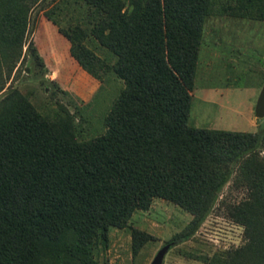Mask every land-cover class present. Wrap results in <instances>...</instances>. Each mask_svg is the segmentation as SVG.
I'll use <instances>...</instances> for the list:
<instances>
[{
	"label": "trees",
	"instance_id": "1",
	"mask_svg": "<svg viewBox=\"0 0 264 264\" xmlns=\"http://www.w3.org/2000/svg\"><path fill=\"white\" fill-rule=\"evenodd\" d=\"M39 1L0 0V264H101L94 252L106 246L110 227L125 226L155 198L192 214L167 243L177 242L209 209L233 162L248 198L231 212L247 227L249 248L208 264H264V130L189 123L194 77L178 57L189 0L171 1L158 33L142 18L150 12L136 19L135 10L95 8L90 30L112 52L111 63L81 40L84 31L79 37L66 31L81 65L98 77L114 71L137 99L118 108L117 96L88 137L65 106L47 113L19 88L4 89V72ZM204 15L264 20V0H207ZM149 236L134 228V250Z\"/></svg>",
	"mask_w": 264,
	"mask_h": 264
},
{
	"label": "rangeland",
	"instance_id": "2",
	"mask_svg": "<svg viewBox=\"0 0 264 264\" xmlns=\"http://www.w3.org/2000/svg\"><path fill=\"white\" fill-rule=\"evenodd\" d=\"M171 1L40 0L30 11L28 29L14 64L4 72V89L19 88L47 113L65 106L80 136L97 133L117 96L118 108L137 99L126 95L125 80L114 71L108 69L98 77L81 65L72 53L66 31L78 37L84 31L81 40L111 63L112 52L91 33L95 18L92 11L99 7L117 9L121 14L126 9L135 10L136 19L150 12L141 17L150 19L154 33H158ZM206 2L188 1L179 42V61L190 65L194 77V87L187 91H194L189 123L251 130L250 109L255 107L264 84V20L228 15L205 18ZM203 88L217 91L210 102L203 99ZM181 96L186 97V92ZM256 122V129L260 126L264 130V116ZM259 148L264 154V148ZM247 198V183L233 162L217 197L194 230L170 244L160 264H208L214 257L241 248L246 254L247 227L232 214L231 206ZM191 218L192 214L177 204L155 198L147 209L135 210L125 226H111L106 246L100 245L94 257L101 264H152L158 249L184 231ZM134 228L150 234L137 250L133 248Z\"/></svg>",
	"mask_w": 264,
	"mask_h": 264
},
{
	"label": "water",
	"instance_id": "3",
	"mask_svg": "<svg viewBox=\"0 0 264 264\" xmlns=\"http://www.w3.org/2000/svg\"><path fill=\"white\" fill-rule=\"evenodd\" d=\"M254 114L257 118H261L264 116V84L257 97L255 107H254ZM169 247H170V243H165L164 245H162L156 252L152 260V264H160L165 252L167 251Z\"/></svg>",
	"mask_w": 264,
	"mask_h": 264
},
{
	"label": "crops",
	"instance_id": "4",
	"mask_svg": "<svg viewBox=\"0 0 264 264\" xmlns=\"http://www.w3.org/2000/svg\"><path fill=\"white\" fill-rule=\"evenodd\" d=\"M68 40H66V43H67ZM203 93H202V97L204 100L206 101H211V97L213 95H215L217 93V91L215 89H210V88H203ZM191 94V97H190V109H191V101H192V97L194 95V91H191L190 92ZM257 118L256 116L254 115V107L250 109V114H249V121H250V125L253 127L251 130L249 131H254L256 130V126H257V122H256ZM210 127V126H208ZM214 128V127H212Z\"/></svg>",
	"mask_w": 264,
	"mask_h": 264
}]
</instances>
